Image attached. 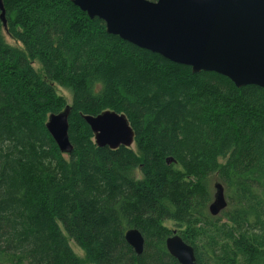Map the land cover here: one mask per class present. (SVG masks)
Here are the masks:
<instances>
[{"label": "trees", "instance_id": "obj_1", "mask_svg": "<svg viewBox=\"0 0 264 264\" xmlns=\"http://www.w3.org/2000/svg\"><path fill=\"white\" fill-rule=\"evenodd\" d=\"M1 1L0 264H83L69 239L90 264H179L167 222L197 264H264V88L137 47L71 0ZM55 85L71 94L65 155L45 127L67 105ZM103 110L126 115L136 150L94 143L82 115Z\"/></svg>", "mask_w": 264, "mask_h": 264}, {"label": "water", "instance_id": "obj_2", "mask_svg": "<svg viewBox=\"0 0 264 264\" xmlns=\"http://www.w3.org/2000/svg\"><path fill=\"white\" fill-rule=\"evenodd\" d=\"M88 17L103 21L106 32L165 59L187 65L192 72L211 71L236 87L264 88V0H71ZM0 18L5 26L0 0ZM70 105L48 115L45 127L62 154H69ZM94 143L116 149L134 144V131L123 113L103 110L82 115ZM171 161L170 159L167 162ZM208 212L217 216L227 207L224 187L213 183ZM136 254L143 237L135 229L124 234ZM168 253L179 264H197L193 247L176 231L165 239Z\"/></svg>", "mask_w": 264, "mask_h": 264}, {"label": "rangeland", "instance_id": "obj_3", "mask_svg": "<svg viewBox=\"0 0 264 264\" xmlns=\"http://www.w3.org/2000/svg\"><path fill=\"white\" fill-rule=\"evenodd\" d=\"M3 33H4V40L7 44L11 45V46H14V47H19L21 48V44L19 42H17L16 40H14L13 38H11L9 35H7L5 32V28H3ZM32 67L34 68V70L40 75L42 76L43 75V71L41 70V67L39 65L38 62L36 61H32ZM55 89H56V93L59 95V96H62L65 100V102L67 104H70L71 103V94H70V91L67 89V88H63V87H60V86H57L55 85ZM131 148L133 150H136V147L135 145L133 144L131 146ZM65 155V154H64ZM138 178L141 177V174L138 173ZM223 222V221H222ZM167 226V228H169L172 232L173 231H176L177 234H179V229L176 227L175 223L174 222H167L165 224ZM69 242V245L71 246L72 250L74 251V253L82 260V263L83 264H90L86 261V258H85V255H84V252L73 242V240L69 239L68 240Z\"/></svg>", "mask_w": 264, "mask_h": 264}]
</instances>
